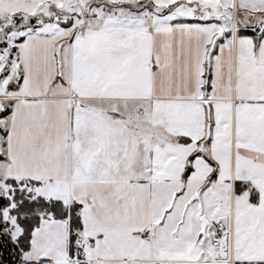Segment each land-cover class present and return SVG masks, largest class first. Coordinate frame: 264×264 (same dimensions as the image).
Here are the masks:
<instances>
[{
	"label": "snow or ice",
	"instance_id": "1",
	"mask_svg": "<svg viewBox=\"0 0 264 264\" xmlns=\"http://www.w3.org/2000/svg\"><path fill=\"white\" fill-rule=\"evenodd\" d=\"M0 264H264V0H0Z\"/></svg>",
	"mask_w": 264,
	"mask_h": 264
}]
</instances>
